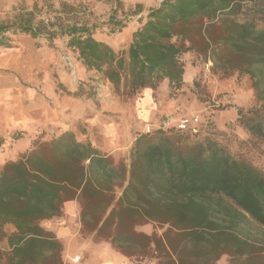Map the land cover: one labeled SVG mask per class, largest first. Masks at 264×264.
<instances>
[{
    "label": "trees",
    "instance_id": "trees-1",
    "mask_svg": "<svg viewBox=\"0 0 264 264\" xmlns=\"http://www.w3.org/2000/svg\"><path fill=\"white\" fill-rule=\"evenodd\" d=\"M139 21L128 47L117 52L93 37L96 29L126 27L113 15L101 26L57 30L25 11L0 23V48L12 46L11 35L65 37L77 60L114 94L138 99L144 90L155 95L162 83L168 98L184 92L189 53L211 62L219 78H246L250 108L238 110L226 129L208 117L195 133L136 132L128 161L102 151L87 133L66 129L50 139L40 133L0 169V264H64V244L41 221L60 216L71 200L80 233L95 231L94 238L135 261L217 264L227 257V264H264V234L243 232L246 221L264 231V168L255 160L264 159V0H161ZM70 94L81 97L82 88ZM147 223L161 234L137 229Z\"/></svg>",
    "mask_w": 264,
    "mask_h": 264
},
{
    "label": "rangeland",
    "instance_id": "rangeland-1",
    "mask_svg": "<svg viewBox=\"0 0 264 264\" xmlns=\"http://www.w3.org/2000/svg\"><path fill=\"white\" fill-rule=\"evenodd\" d=\"M160 2L0 0V23H12L18 20L19 14L32 11L36 19L55 23L52 28L58 30L67 25L101 26L113 15L116 20L126 21V27L116 33L96 29L93 37L120 52L128 47L132 32L140 26V17ZM11 38L10 48H0V137L5 139L0 146V169L5 161L15 159L28 148L30 140L40 133L43 139H50L66 129L76 130L83 137L87 133L102 151L128 161L134 134L157 128L165 117L197 115L199 121L209 117L216 128L226 129L234 124L238 110L246 111L253 102L246 78H219L211 70V62L204 63L193 54L183 55L184 81L188 86L177 98H168L162 83L155 95L151 90L148 93L144 90V98L138 99L114 94L98 73L87 71L77 60L66 46L65 37L48 40L46 35L38 39L11 35ZM80 87L81 97L70 94ZM110 124L115 126L113 136L102 131L104 125ZM17 132L24 137L13 139ZM236 134L242 136L239 130ZM255 160L264 168L262 157L256 156ZM142 226L149 233L156 229L161 234L162 230L154 223ZM5 229L9 232L12 227ZM243 232L256 238L264 234L262 227L249 221L245 222ZM149 262L154 264L152 260ZM227 263L228 258L222 257L217 264Z\"/></svg>",
    "mask_w": 264,
    "mask_h": 264
},
{
    "label": "crops",
    "instance_id": "crops-1",
    "mask_svg": "<svg viewBox=\"0 0 264 264\" xmlns=\"http://www.w3.org/2000/svg\"><path fill=\"white\" fill-rule=\"evenodd\" d=\"M102 131L110 132V136L114 135V131L116 132L114 124L104 125ZM41 225L52 231L64 244V262L68 264H153L146 259L135 261L124 256L116 245L106 240L94 241L95 231L80 233L81 221L74 200L64 202L62 214L42 220ZM138 230L149 233L146 226H141Z\"/></svg>",
    "mask_w": 264,
    "mask_h": 264
},
{
    "label": "built area",
    "instance_id": "built-area-1",
    "mask_svg": "<svg viewBox=\"0 0 264 264\" xmlns=\"http://www.w3.org/2000/svg\"><path fill=\"white\" fill-rule=\"evenodd\" d=\"M199 123L197 115L185 116L178 115L173 117H165V119L158 125L163 130H168L171 127H175L179 130L190 129L192 133L196 132V125Z\"/></svg>",
    "mask_w": 264,
    "mask_h": 264
}]
</instances>
